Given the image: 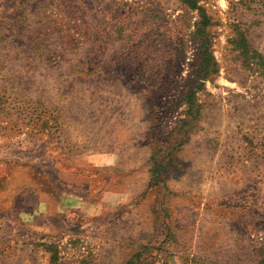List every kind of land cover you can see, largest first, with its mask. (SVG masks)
<instances>
[{
    "label": "rangeland",
    "instance_id": "1",
    "mask_svg": "<svg viewBox=\"0 0 264 264\" xmlns=\"http://www.w3.org/2000/svg\"><path fill=\"white\" fill-rule=\"evenodd\" d=\"M194 4L0 0V264H264V0Z\"/></svg>",
    "mask_w": 264,
    "mask_h": 264
},
{
    "label": "trees",
    "instance_id": "2",
    "mask_svg": "<svg viewBox=\"0 0 264 264\" xmlns=\"http://www.w3.org/2000/svg\"><path fill=\"white\" fill-rule=\"evenodd\" d=\"M183 4L186 5L187 8H195V0H180ZM202 32L197 30L195 32L196 35H200ZM203 35H201L202 37ZM199 55H200V64L201 66L203 67V70L205 71V73H202V78H204L206 75H207V69L210 70V73H213V70L211 69L212 65H213V62H212V58H211V55L210 53L208 52V49H207V41L205 39H203L201 42H200V45H199ZM203 80V79H202ZM194 94H195V91L194 89L193 90H190L186 95H185V103L187 104L188 106V109L192 106L193 104V97H194Z\"/></svg>",
    "mask_w": 264,
    "mask_h": 264
}]
</instances>
